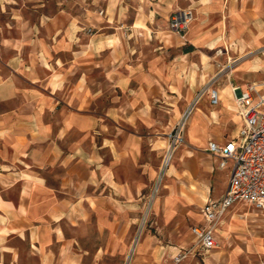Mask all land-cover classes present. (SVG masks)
Segmentation results:
<instances>
[{
	"label": "crops",
	"instance_id": "crops-1",
	"mask_svg": "<svg viewBox=\"0 0 264 264\" xmlns=\"http://www.w3.org/2000/svg\"><path fill=\"white\" fill-rule=\"evenodd\" d=\"M197 1L202 18L206 13L212 17L213 11L220 8L224 19L218 30L224 33L225 42L231 47L264 46V0ZM158 7L153 11L143 5L144 12L128 28L124 25L127 11L119 9L109 19L121 20L124 27L119 26L110 34L100 32L91 39L79 35L72 25L65 41L72 48L67 61L59 57L51 59L53 42H42L34 37V29L22 24L24 39L12 41L10 45L16 53L4 67L0 66V264H81L84 256L63 231L65 219L77 218L74 210L85 208V193L95 183V177L100 176L103 186L124 191L115 181L113 171L100 166L102 156L95 149V136L101 122L91 112L94 98L104 95L106 87L114 93L127 91L133 98L127 105L131 112L144 107L149 97L162 91L174 94L180 90L176 65L167 70L165 87L143 62L132 60L134 53L127 46L129 40L139 39L138 33H145V27L150 30L155 18L161 15L170 18L175 12L165 3ZM86 21L89 23V16ZM95 24L99 26L100 22ZM29 38L31 51L26 56L24 45ZM130 49L135 48L130 46ZM251 62L246 57L245 64ZM248 68L246 74H237L233 80L230 77L217 85L220 103L213 106L210 98L209 102H200L190 120L189 142L205 147L208 155L188 150V159L179 175L182 183L174 188L173 197L201 205V220L190 230V238L196 243L192 228L206 225L202 208L208 201L225 195L230 177V166L221 169L220 161L206 151L208 144L226 143L238 135L243 125L231 85L245 90L253 83L259 88L264 84L263 81L243 83V79L252 77ZM212 71H204V78ZM201 85L199 80L197 88ZM193 91L183 90L180 94L190 98ZM227 95L232 103L227 101ZM117 108L116 113L127 109L124 105ZM162 146L164 151L166 142ZM107 147L120 157L115 144ZM221 170L225 172L220 174ZM215 235L218 242V229ZM154 243L150 239L140 246L135 264H233L226 251H218L216 247L204 252L199 245L197 251L203 263L196 255L176 262L180 254L188 252L187 246L160 248Z\"/></svg>",
	"mask_w": 264,
	"mask_h": 264
},
{
	"label": "rangeland",
	"instance_id": "rangeland-1",
	"mask_svg": "<svg viewBox=\"0 0 264 264\" xmlns=\"http://www.w3.org/2000/svg\"><path fill=\"white\" fill-rule=\"evenodd\" d=\"M164 3L173 7V11L194 10L187 33L180 36L173 32L169 17L161 15L150 24V30L145 27V33H138L139 39L129 40L127 46L134 53L132 60L143 62L165 87L167 70L176 65L180 90L174 94L162 91L149 97L144 107L131 112L127 105L133 98L127 91L114 93L106 87L104 95L94 98L91 112L101 122L95 136V149L102 156L100 166L113 171L115 181L124 191L103 186L100 176L95 177V183L90 184L85 193V208L74 210L77 218L65 219L63 231L84 256L81 264H135L140 246L150 239L160 248L187 246L186 261L196 255L203 263L197 243L190 238L191 227L201 220V205L173 197V190L182 183L179 175L188 159V150L208 154L205 147L200 148L188 140L191 119L186 126L185 143L176 150L166 173L163 166L166 149L163 151L162 145L164 142L168 145L169 133L203 89L223 84L230 77L233 80L237 74H246L247 67L252 77H246L243 83L264 82V46L258 49L231 47L225 42L224 33L218 30L224 19L220 8L213 11L212 17L206 13L202 18L197 0H0L1 67L16 53L10 45L12 41L24 39L22 24L34 29V37L42 42H53L51 59L59 57L67 61L72 48L65 45V41L72 25L79 35L91 39L100 32L110 34L119 26L124 27L121 20L109 19L119 9L127 11L124 25L128 28L138 14L144 12L143 5L154 11L156 5L159 9ZM97 17L100 21H96ZM219 35L222 38L219 39ZM31 42L30 38L25 40L26 56L31 51ZM254 56L256 58L251 60ZM246 57L252 61L251 65L245 64ZM210 69L212 73L204 78V71ZM199 80L202 85L197 88ZM188 89L194 90L190 98L180 94ZM227 101L232 103L228 95ZM201 102H209L208 93ZM118 105L127 109L116 113ZM112 144L119 149L120 157L107 147ZM217 229L218 251H226L233 264H263L264 208L236 205ZM173 261L176 263L177 259Z\"/></svg>",
	"mask_w": 264,
	"mask_h": 264
},
{
	"label": "built area",
	"instance_id": "built-area-1",
	"mask_svg": "<svg viewBox=\"0 0 264 264\" xmlns=\"http://www.w3.org/2000/svg\"><path fill=\"white\" fill-rule=\"evenodd\" d=\"M194 19L191 8L173 12L169 18L170 29L184 36ZM234 102L243 125L238 135L226 143L210 141L207 152L216 157L221 169L230 166V177L225 195L219 200L208 201L202 208L206 225L194 226L193 235L204 252L218 247L216 231L223 219L235 205L244 203L257 209L264 208V84H250L245 90L231 85ZM208 93L211 104L217 106L221 96L219 89L211 85L203 89L182 114L180 121L168 135L163 166L169 169L176 150L185 143L186 126L204 95ZM179 255L176 259L185 258ZM264 264V262H263Z\"/></svg>",
	"mask_w": 264,
	"mask_h": 264
}]
</instances>
